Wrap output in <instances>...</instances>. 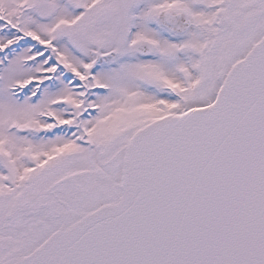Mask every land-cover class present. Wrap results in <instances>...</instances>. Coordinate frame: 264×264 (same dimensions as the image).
<instances>
[{"label":"snow or ice","instance_id":"obj_1","mask_svg":"<svg viewBox=\"0 0 264 264\" xmlns=\"http://www.w3.org/2000/svg\"><path fill=\"white\" fill-rule=\"evenodd\" d=\"M0 264H264V0H0Z\"/></svg>","mask_w":264,"mask_h":264}]
</instances>
